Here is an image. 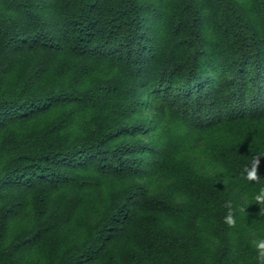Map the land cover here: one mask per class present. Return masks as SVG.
I'll use <instances>...</instances> for the list:
<instances>
[{
  "label": "trees",
  "instance_id": "trees-1",
  "mask_svg": "<svg viewBox=\"0 0 264 264\" xmlns=\"http://www.w3.org/2000/svg\"><path fill=\"white\" fill-rule=\"evenodd\" d=\"M261 152L264 0H0V264H264Z\"/></svg>",
  "mask_w": 264,
  "mask_h": 264
},
{
  "label": "clouds",
  "instance_id": "clouds-1",
  "mask_svg": "<svg viewBox=\"0 0 264 264\" xmlns=\"http://www.w3.org/2000/svg\"><path fill=\"white\" fill-rule=\"evenodd\" d=\"M261 155H264V152L258 153L254 159V162L251 165V168L247 169V179L249 180H259L257 177V170L260 163L259 157ZM255 201L259 204L261 207V210L264 211V187L260 189V192L255 195L254 197ZM231 213V209L229 210ZM225 220L228 224L232 225L235 223V220L231 214L225 217ZM257 249L259 250V259L264 262V240H261L259 242H255Z\"/></svg>",
  "mask_w": 264,
  "mask_h": 264
}]
</instances>
